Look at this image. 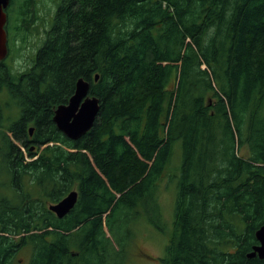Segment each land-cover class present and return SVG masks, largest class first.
Wrapping results in <instances>:
<instances>
[{
	"label": "trees",
	"instance_id": "1",
	"mask_svg": "<svg viewBox=\"0 0 264 264\" xmlns=\"http://www.w3.org/2000/svg\"><path fill=\"white\" fill-rule=\"evenodd\" d=\"M10 9L14 42L45 38L30 65L0 61L20 109L6 124L0 109V264L25 247L27 264H127L139 217L167 231L165 178L163 264H264L247 256L264 224V0H60L49 28L36 0ZM81 77L100 110L72 140L53 117ZM73 190L59 218L48 201Z\"/></svg>",
	"mask_w": 264,
	"mask_h": 264
},
{
	"label": "rangeland",
	"instance_id": "2",
	"mask_svg": "<svg viewBox=\"0 0 264 264\" xmlns=\"http://www.w3.org/2000/svg\"><path fill=\"white\" fill-rule=\"evenodd\" d=\"M60 0H36V7L40 17L42 18H53L55 11ZM52 19L49 21V26H52ZM41 30V26H39ZM14 37L12 35L11 44L14 43ZM45 38V34H38L37 36L29 35L27 42L22 43L20 40L17 45L21 46V52H12L4 61L13 70H20L25 66L31 64L34 57L36 49L42 44ZM15 47H17L15 45ZM14 49V47H13ZM9 93L5 89L0 90V108L3 109V114L5 117L13 121L19 117L20 109L15 103H12L9 99ZM180 149L176 148L174 153V162L179 163ZM27 187H31L30 183H26ZM76 187L74 186L73 189ZM5 192H10L9 189L5 188ZM175 196H176V182L165 178L159 186L158 199L160 206L162 208V220L166 224V233L158 230L151 223L146 221L144 218L139 217L136 221H139L134 225V236L132 242L129 244V249L127 248V253L130 255L129 262L127 264H163L162 258L165 255L166 245L169 240L170 233L173 228L174 221V206H175ZM49 203H55L49 201ZM129 225L125 227L120 232V236L125 240L128 239L126 236V229ZM117 250L122 251L123 247L118 246ZM30 257V250L25 247L22 248L14 261L15 264H27ZM119 262V261H117ZM125 264V263H124Z\"/></svg>",
	"mask_w": 264,
	"mask_h": 264
},
{
	"label": "water",
	"instance_id": "3",
	"mask_svg": "<svg viewBox=\"0 0 264 264\" xmlns=\"http://www.w3.org/2000/svg\"><path fill=\"white\" fill-rule=\"evenodd\" d=\"M10 1L0 0V60L4 59L8 52V38L5 29L7 14L4 9L9 5ZM90 86L88 80L83 77L79 78L76 84V90L70 97L68 103L60 104L55 109L54 122L58 129L72 140H77L85 135L93 128L96 122L100 110V99L90 93ZM33 131L34 127H31L30 134ZM78 195V192L73 190L59 202L51 205L50 209L59 217H64L75 206ZM256 237L259 243L253 246L249 256H258L264 259V224L256 231Z\"/></svg>",
	"mask_w": 264,
	"mask_h": 264
},
{
	"label": "flooded vegetation",
	"instance_id": "4",
	"mask_svg": "<svg viewBox=\"0 0 264 264\" xmlns=\"http://www.w3.org/2000/svg\"><path fill=\"white\" fill-rule=\"evenodd\" d=\"M6 11H7V15H8V22H7V26H6V29H7V33H8V54H7V57L11 54V51H10V6L9 7H7V9H6ZM49 19L48 18H42V17H40V21H39V23L40 24H45L46 25V27H48V24H49ZM42 29H43V27H42ZM6 57V58H7ZM5 65L7 66L8 64L5 62ZM8 67V66H7ZM1 109V111H2V114H3V109L2 108H0ZM3 117H4V119H3ZM3 117H2V119H3V121H4V123L6 124V123H8L9 122V120L5 117V115L3 114ZM31 126H34V125H30V126H28V127H31ZM35 127V126H34ZM33 136H34V132L32 133V134H30V128H28V139H33ZM33 141H34V139H33ZM36 148H38V143H32L31 144V147H30V150H32V151H34ZM3 179V176H0V180H2ZM70 192V191H69ZM68 192V193H69ZM67 193V194H68ZM66 194V195H67ZM65 195V196H66ZM64 196V197H65ZM63 197V198H64ZM62 198V199H63ZM60 201V200H59ZM58 201V202H59ZM57 203V202H56ZM56 203H49V201H48V208H49V210H51L50 209V206L51 205H54V204H56ZM52 211V210H51ZM56 216H58L54 211H52ZM67 215V214H66ZM65 215V216H66ZM59 217V216H58ZM59 218H63V217H59ZM50 229H52V227H50Z\"/></svg>",
	"mask_w": 264,
	"mask_h": 264
},
{
	"label": "bare ground",
	"instance_id": "5",
	"mask_svg": "<svg viewBox=\"0 0 264 264\" xmlns=\"http://www.w3.org/2000/svg\"><path fill=\"white\" fill-rule=\"evenodd\" d=\"M77 192H78V194H79V191L78 190H76ZM251 253V251L247 254V256L249 257V258H254V257H250L249 256V254ZM256 257V256H255Z\"/></svg>",
	"mask_w": 264,
	"mask_h": 264
}]
</instances>
